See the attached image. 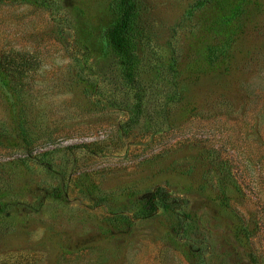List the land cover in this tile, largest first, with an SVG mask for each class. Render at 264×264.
<instances>
[{
	"label": "rangeland",
	"instance_id": "1",
	"mask_svg": "<svg viewBox=\"0 0 264 264\" xmlns=\"http://www.w3.org/2000/svg\"><path fill=\"white\" fill-rule=\"evenodd\" d=\"M201 1L135 0L127 78L116 0H0V264H264V0Z\"/></svg>",
	"mask_w": 264,
	"mask_h": 264
},
{
	"label": "trees",
	"instance_id": "2",
	"mask_svg": "<svg viewBox=\"0 0 264 264\" xmlns=\"http://www.w3.org/2000/svg\"><path fill=\"white\" fill-rule=\"evenodd\" d=\"M210 2H213L214 12L213 33L220 36H227L230 34L234 24L238 22L237 18L243 15L244 0H237L231 8L225 4V0H206L201 1L199 4H210ZM137 10L135 0H116L114 20L103 33V38L124 65L127 78L131 77V69L138 62L135 33ZM0 87L7 88V79L1 69V64ZM151 206H153V210L160 207L168 211V194L165 192L163 194L160 190H157V194L154 198H151V202L149 203L150 208ZM144 208L148 209L146 206Z\"/></svg>",
	"mask_w": 264,
	"mask_h": 264
}]
</instances>
